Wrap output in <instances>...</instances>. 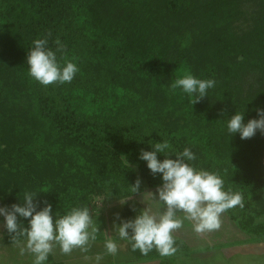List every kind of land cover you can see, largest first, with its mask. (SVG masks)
<instances>
[{
    "label": "trees",
    "instance_id": "16d2710c",
    "mask_svg": "<svg viewBox=\"0 0 264 264\" xmlns=\"http://www.w3.org/2000/svg\"><path fill=\"white\" fill-rule=\"evenodd\" d=\"M42 38L53 51L56 40L64 46L61 64L77 65L70 83L30 77L28 49ZM185 72L216 82L193 105L170 87ZM256 108H264V0H0L2 206L31 190L58 214L97 197L141 195L161 179L138 159L140 149L167 140L176 151L191 148L195 167L242 194L245 207L225 213L264 240L256 223L264 215V133L241 140L226 130L237 110L246 123ZM2 234L4 244L23 242ZM175 240L176 253L188 250ZM129 245L138 261L176 264V253L144 255Z\"/></svg>",
    "mask_w": 264,
    "mask_h": 264
},
{
    "label": "clouds",
    "instance_id": "9594fccd",
    "mask_svg": "<svg viewBox=\"0 0 264 264\" xmlns=\"http://www.w3.org/2000/svg\"><path fill=\"white\" fill-rule=\"evenodd\" d=\"M53 51L48 47L46 38L35 39L28 49L26 62L28 73L43 86L70 83L79 71L72 61L61 64L57 52L63 51L59 40ZM215 80L200 79L190 72L178 76L170 85L173 92L180 90L186 94L193 105L208 96V90L215 87ZM256 117L246 123L245 113L236 111L226 121L227 134H239L241 140L253 137L257 131L264 133V108H256ZM151 150L140 149L139 160L146 162L153 176L159 174L161 184L152 194L163 211L153 214L147 207L141 209L134 218L124 219L115 214L113 230L121 240H128L132 249L147 255L154 248L161 256H172L177 252L174 232L191 223L196 233L211 232L220 227L221 215L229 209L245 207L240 192L225 190L224 181L218 173L197 168L191 162L197 159L189 147L176 151L167 140L152 143ZM158 154L164 158L158 159ZM175 157L174 159L171 157ZM138 178L132 186L133 192L140 190ZM40 192L25 191L20 203L10 207H0V217L7 233L14 238L23 239L21 254L27 250L33 257L32 264H47L48 257L56 246L61 252L69 253L74 248L87 251L90 241L96 239L98 229L94 225L93 209L90 206L72 207L63 214L53 213L52 205L47 201H38ZM129 199L120 200L121 206ZM41 203L43 207H41ZM180 214V215H178ZM22 218V219H20ZM27 221V226L23 223ZM119 221V223H117ZM256 223H264V215L256 217ZM106 252L116 254L115 240L104 242ZM101 257L97 256V264Z\"/></svg>",
    "mask_w": 264,
    "mask_h": 264
},
{
    "label": "rangeland",
    "instance_id": "374dc122",
    "mask_svg": "<svg viewBox=\"0 0 264 264\" xmlns=\"http://www.w3.org/2000/svg\"><path fill=\"white\" fill-rule=\"evenodd\" d=\"M152 194H156V189L146 190L141 195L128 198L129 200L123 206L119 203V199L124 200L123 198L109 196L95 198L91 203L93 217H98L97 221L106 222L108 228L102 233L107 232L111 238L118 235L113 230L116 213L124 219H131L145 207L153 214L163 211V207L155 201ZM1 202L0 207H2ZM3 229V217H0V252H2L0 264H3V251H7L10 255V261H12L10 264H24L18 262L19 245L4 244ZM174 237L182 240L188 247L187 251H180L174 257L172 256L176 264H264V240L250 237L226 213L221 215L220 227L214 231L196 233L191 223L185 221L184 226L174 232ZM32 260L33 257H29L28 264H32Z\"/></svg>",
    "mask_w": 264,
    "mask_h": 264
},
{
    "label": "crops",
    "instance_id": "0c3cea01",
    "mask_svg": "<svg viewBox=\"0 0 264 264\" xmlns=\"http://www.w3.org/2000/svg\"><path fill=\"white\" fill-rule=\"evenodd\" d=\"M96 218L98 219V217H93L94 225L98 229L95 234L96 239L89 242L87 251H82L80 248H74L69 253H63L59 246H56L49 255V258H51L54 264H97V256L101 257L99 264H152L155 262L158 264V261H138L130 249L128 240H121L118 235L111 238L107 232L102 233L107 231V224L103 221H97ZM109 238L115 240L117 243L118 251L116 254H109L106 252L104 242ZM18 245V252L20 254L18 262L28 264L29 261L27 260L32 255L27 250L21 254L20 248L23 247V242L18 243ZM0 253L2 254V252ZM2 259L3 264L12 263L7 251H3Z\"/></svg>",
    "mask_w": 264,
    "mask_h": 264
}]
</instances>
